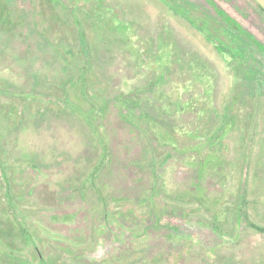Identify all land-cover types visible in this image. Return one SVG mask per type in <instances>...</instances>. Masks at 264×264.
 <instances>
[{
	"label": "rangeland",
	"instance_id": "obj_1",
	"mask_svg": "<svg viewBox=\"0 0 264 264\" xmlns=\"http://www.w3.org/2000/svg\"><path fill=\"white\" fill-rule=\"evenodd\" d=\"M113 1L0 0V264H264V12Z\"/></svg>",
	"mask_w": 264,
	"mask_h": 264
},
{
	"label": "trees",
	"instance_id": "obj_2",
	"mask_svg": "<svg viewBox=\"0 0 264 264\" xmlns=\"http://www.w3.org/2000/svg\"><path fill=\"white\" fill-rule=\"evenodd\" d=\"M258 6L260 7L259 4H258ZM262 11L264 12L263 9H262ZM2 177H3V180H4L5 184H6V188H5L6 194L5 195H6V198L8 200V203L10 204V208H12L14 212H16V209H17L16 205L13 202L12 198L9 196V190H8L9 187L7 186L9 179H8V175L6 174V171L3 172ZM245 193H246L245 185H244V183H241V186H240V189H239V192H238L237 200H236L235 204H233V206L231 208H229L228 212L229 213H233V215L235 216L234 219H236V220L245 219L246 220V224L248 223L249 226L254 227L256 229H259L260 227H258L257 225H255L254 223H252L248 219V216H247V213H246V210H245L246 202H247L245 200ZM16 224L21 230L24 231V228L22 227V225L20 223H16ZM211 251L213 252L214 250L212 249Z\"/></svg>",
	"mask_w": 264,
	"mask_h": 264
},
{
	"label": "crops",
	"instance_id": "obj_3",
	"mask_svg": "<svg viewBox=\"0 0 264 264\" xmlns=\"http://www.w3.org/2000/svg\"><path fill=\"white\" fill-rule=\"evenodd\" d=\"M112 2L116 4V2H114L113 0H112ZM138 5L141 6V2H139ZM128 6L131 8V6H130L129 4H128ZM140 6H136V7L134 8V10H132V12H133V13H139V12H140V11H139V8L141 9ZM129 11H130V10H129Z\"/></svg>",
	"mask_w": 264,
	"mask_h": 264
},
{
	"label": "water",
	"instance_id": "obj_4",
	"mask_svg": "<svg viewBox=\"0 0 264 264\" xmlns=\"http://www.w3.org/2000/svg\"><path fill=\"white\" fill-rule=\"evenodd\" d=\"M259 5L260 7L264 10V0H255Z\"/></svg>",
	"mask_w": 264,
	"mask_h": 264
}]
</instances>
